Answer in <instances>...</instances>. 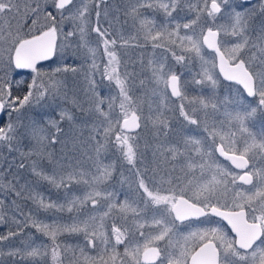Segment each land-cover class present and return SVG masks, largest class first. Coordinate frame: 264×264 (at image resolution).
<instances>
[{"label":"snow or ice","instance_id":"6c2138e0","mask_svg":"<svg viewBox=\"0 0 264 264\" xmlns=\"http://www.w3.org/2000/svg\"><path fill=\"white\" fill-rule=\"evenodd\" d=\"M129 20L135 35L125 33ZM0 45H6L0 47V148L21 160L8 161V169L0 163V196L14 197L0 199V227L7 226L0 233V264H264V160L257 166L252 151L264 157V128L248 127L257 113L264 115V0H125L122 9L110 8L109 0H0ZM147 47V63L143 55L123 62L117 55V49ZM66 53L82 63L43 70L42 61ZM193 58L200 69L182 80L174 65L187 68ZM18 69L29 70L30 79ZM148 72L155 107L145 114L136 93ZM67 73L83 75L84 97L74 93L70 102L94 117L90 127L77 125L56 103L68 102L61 78ZM221 76L236 87L235 97L219 94ZM105 83L115 95L101 94ZM190 85L202 94L189 99ZM245 94L258 103L246 104ZM36 106L51 112L37 119L31 115ZM221 109L224 119L210 123ZM175 119L200 135L176 132ZM149 125L157 142L142 145L140 133ZM225 125L228 132L221 131ZM81 128L89 135L78 139L74 131ZM237 132L251 143L237 147ZM70 136L75 143L67 151ZM24 140L32 145L27 152L20 150ZM55 144L59 157L48 151ZM109 148L129 170L127 177L120 172L119 183L128 185L122 202L110 183L117 163L102 159ZM217 153L234 168L219 164ZM24 159L38 181L63 195L53 200L20 183ZM17 200L32 207L24 210ZM69 237L83 243L65 242Z\"/></svg>","mask_w":264,"mask_h":264},{"label":"rangeland","instance_id":"374dc122","mask_svg":"<svg viewBox=\"0 0 264 264\" xmlns=\"http://www.w3.org/2000/svg\"><path fill=\"white\" fill-rule=\"evenodd\" d=\"M193 2H195V0H193ZM124 3L125 0H110L109 2V7L113 8H123L124 7ZM149 17L151 18V12L148 13ZM181 16H188L190 14L186 13V12H181L180 13ZM5 19H10V17H5ZM155 19L160 22L163 23V17L160 14H156ZM179 19V17H178ZM182 22H187V20H184ZM218 23H223L224 21L222 20H218ZM12 24L15 26L16 21L12 20ZM256 24L259 25V20L256 21ZM31 26V21L28 22V26H25L23 28V32H27L28 27ZM71 27L70 24H66L65 25V30L67 31L69 28ZM23 32L21 34H23ZM125 33H131L133 35H135V29L131 27V20H129V26L125 28ZM26 38V37H25ZM142 42V41H141ZM0 47H6V45H0ZM211 52L209 50H206V56L210 55ZM117 55L121 58V61H137L142 55L144 58L145 63H147V60L152 58V53H151V48L147 47L144 49H140V48H127V49H117ZM65 62L67 64H72L73 66L78 65L80 63H82V61L79 59V56L73 57L70 54L66 53L63 57H59L58 55L55 56L54 62L53 63H49L47 64L46 67H51L52 68H56V67H61L65 64ZM169 62L171 63V59L169 60ZM99 63V61H98ZM175 70L177 71V74H181V79H188L191 80L192 79V75L195 74L197 71H199L200 69V64L199 61L195 58H193L191 64L188 65L187 68L182 67L180 65H174ZM49 69V68H47ZM135 69L137 71L140 70V65L139 63H136L135 65ZM46 71H50V70H46ZM17 72H21L18 71ZM21 76L25 79L28 80L30 79L29 73L28 74H23L20 73ZM150 76V72L146 73L144 76H141V79L145 80V87L143 89H141L139 92L136 93L137 96L142 97L144 103H143V109L145 114H148V108L149 105L151 104L152 107H155V104L153 103L154 101V97H152L151 95V89L154 87V82H149L148 77ZM13 78L14 79H19L21 77H17L15 75V73H13ZM63 80H65L66 83V91H67V96H68V102H65L62 98H57L56 103L61 104L63 107H66L70 110V112L73 114L74 117H76V122L78 124L81 123V121L83 120L82 118L85 117V119H87L88 117L91 118V116L82 111L80 108L75 107L71 104V98L73 96V94H77L81 99H83L84 97V89H86L87 85L84 82V78L83 75H74L72 73H67L65 76L61 77ZM97 78H98V82H99V73H97ZM197 79H199V77H196ZM221 81H222V85L223 87L220 89V95L224 96V95H230L231 97H235L237 95L236 93V87L233 86L231 88H229V84L230 83H225L222 78L220 77ZM183 90V89H182ZM101 94L107 96L110 92L111 94L115 95V89H109L105 84L101 85L100 88ZM209 89H204L203 94L207 95L209 93ZM201 90L196 86V85H190L188 88V96L189 99L199 96L201 95ZM171 101L173 103H178L179 101L177 100V98H171ZM119 101H117V105H118ZM245 103L246 104H252L253 106H255L256 103H258V99L255 97L254 99H251L249 97L246 96L245 94ZM171 106V105H170ZM85 108H87V105L84 106ZM187 107V105H186ZM37 111L41 112H45L46 114L51 112V109H47V108H42L40 106H36L35 107ZM57 111H59V109H57ZM223 109H221V114H217L214 117L210 116L209 117V122L211 123L212 120H216V121H222L224 119L223 115H222ZM119 114L117 112L116 117L114 118H118ZM54 118H58V117H54ZM84 119V120H85ZM170 127H174L176 132H184L188 135H200V130H196V131H189V126L185 125V126H181L179 119H175L174 121H172L170 123ZM248 127L250 128L251 131L259 133V131L264 128V115H261L259 113H257L256 117L253 118L251 121L248 122ZM221 131L223 132H228L229 131V127L227 125H225V127L223 129H221ZM232 132H236V128L232 127L231 128ZM237 134V147H242V142L243 141H248L249 143H251V141L248 139L247 135H241L238 132ZM79 135L81 136L82 134L79 132ZM141 135V144L143 145V142L145 140H147L149 143H156L157 141H155L153 139V135H154V129L152 128L151 125H149V127L147 129H145L143 132L140 133ZM175 133L170 132L169 133V140H173ZM83 136V135H82ZM259 138V137H258ZM80 139V138H79ZM161 140L164 139L163 137L160 138ZM219 141V140H218ZM174 142V140H173ZM57 145H52L48 151L53 152V148H56L58 150H61V147L57 148ZM60 146V145H59ZM2 148H0V155L4 158L3 160H0V163L3 164V169H8V164H6L7 162V157L2 155ZM254 150V149H253ZM252 150V151H253ZM257 150V149H256ZM117 151V150H116ZM239 153V152H237ZM5 155H8V153H5ZM54 155L57 157L59 154L54 153ZM192 155H195V153H193ZM117 156H118V152L116 154H113L112 152L107 151L104 156L102 157L103 161L105 164L107 163H111L113 161H115L117 163V169L115 172H113V177L112 180L110 181L111 185L113 186L111 190L116 191L119 194V199L122 202L123 199L125 198V193L128 191V185L124 184L123 186H121V184L119 183L121 177H120V172L124 173V176L127 177L129 175V170H128V166L126 164H123L122 161L117 160ZM249 156H251V152L249 153ZM59 157V156H58ZM256 157L258 158V161H262L264 160V157H262L259 154V151L257 150V155ZM10 158V157H8ZM13 158H17L16 155H14L12 158H10V160H12ZM148 159H151V154L149 153ZM197 162V161H194ZM87 164V162H86ZM123 164V167H121V165ZM261 164V163H260ZM41 165L44 169H48L49 168V164L47 159H45V161H41ZM260 166V165H259ZM85 170H88L87 168ZM230 170V169H229ZM11 171V169H10ZM30 182L34 185L39 187V189H37L38 191H40L41 193H43L46 196H50L53 200H55L57 197H60L63 195V192H55L52 191L50 188V185L46 184L45 186H42L43 183H39V181L37 179H35L33 176L30 178ZM46 183V182H45ZM134 187V186H133ZM247 187V186H245ZM77 195H79L80 193L77 192ZM14 197H3L0 196V199H5V202L8 203L10 199H13ZM21 202L22 208H24V210H27L28 208H31V202H25L24 200H17V203ZM82 211L87 212L89 210V206H84L82 209ZM106 210V209H103ZM10 215V214H8ZM67 213L64 214L65 219L67 218ZM41 219H44V217L42 216ZM50 222V221H47ZM148 228V225L145 224V229ZM7 231V226H3L0 227V233L6 232ZM33 235H37V233H32ZM41 240H43L45 243H47V239L41 237ZM67 243L70 244H75V243H83L82 238L77 239L75 237H69L66 239ZM120 251H123V248L120 249ZM91 255H95V253H90Z\"/></svg>","mask_w":264,"mask_h":264},{"label":"trees","instance_id":"16d2710c","mask_svg":"<svg viewBox=\"0 0 264 264\" xmlns=\"http://www.w3.org/2000/svg\"><path fill=\"white\" fill-rule=\"evenodd\" d=\"M54 62V60L52 61V62H50V63H53ZM47 64H49V63H46V64H41L42 66H43V70L44 71H46V70H51V69H53L52 68V66L51 67H46L47 66ZM47 68H49V69H47ZM20 73H23V74H28V72H20ZM31 115H33L35 118H37V119H40L42 116H45V115H47L45 112H39V111H37L36 110V108L34 109V111L31 113ZM83 120L81 121V123L80 124H78L77 122H76V124L77 125H81V124H84V123H87L88 125H89V127L91 126V122H92V120L94 119V117H88L87 119H85V117L84 118H82ZM85 119V120H84ZM64 129H65V131L66 132H68L69 131V125L67 124V123H63L62 125H61ZM79 132L83 135H79ZM74 135H75V137H77L78 139L80 138V139H83V138H86L88 135H89V132H88V130H87V128H81L80 130H78V131H74ZM69 148L67 149V151H71L72 150V148H71V145L73 144V143H75V141L72 139V137L70 136L69 138ZM57 146V148H59V147H61V146H59V144H56ZM14 148H15V145L13 146ZM32 147V145L29 143V141H27V140H24V141H22V144H21V147H20V150L21 151H25V152H27V151H29L30 150V148ZM3 150H2V155L3 156H6L7 157V162H6V164H8V161H10V158H12L14 155H16L17 156V158H16V162L17 163H20L21 162V160H20V157H19V155H18V153L17 152H15V151H13V152H9L8 151V149L6 148V147H4V148H2ZM109 152H112L113 154H116L117 153V151H116V149H114V148H109V150H108ZM5 153H8V155H5ZM53 153H57V154H59L58 156H61L62 155V152H61V150H58V149H56V148H53ZM1 156V155H0ZM57 156V157H58ZM8 157H10V158H8ZM36 159V157H35V155H33L32 157H31V160H35ZM42 161H45V159L44 160H42ZM87 161H85V163H86ZM23 163H24V165H25V167L23 168V169H20L19 170V173H18V175H19V178H20V183H25V182H28V183H31L30 182V178L33 176L31 173H30V171H29V168H28V164L30 163V160L29 159H24L23 160ZM4 168V167H3ZM11 172H17V169L15 168V167H13V168H11ZM35 179H37L35 176H33ZM39 183H41L40 181H39ZM43 183V185L42 186H45L47 183H45V182H42ZM37 187V186H36ZM37 189H39V187H37ZM18 204H20L21 205V202H19ZM22 206V205H21ZM30 206H32V205H30ZM8 214H10L11 215V212H9ZM34 233V232H33Z\"/></svg>","mask_w":264,"mask_h":264},{"label":"flooded vegetation","instance_id":"af4514ba","mask_svg":"<svg viewBox=\"0 0 264 264\" xmlns=\"http://www.w3.org/2000/svg\"><path fill=\"white\" fill-rule=\"evenodd\" d=\"M110 1V0H109ZM253 2H255V0H253ZM225 83H231V82H227L225 81L224 79H222ZM255 98V97H254ZM254 98H251V99H254ZM217 143L219 144V141H217ZM253 151H256V149H254ZM193 154V153H192ZM236 155H239L240 153H235ZM217 157H218V160L217 162L221 165H223L224 167H229V169L231 170L232 168H234V165H231V162L228 161L225 157H222V156H219V153H217ZM252 163L251 159H250V164ZM255 163L257 164V166L260 165L261 161H258V158L255 157ZM195 173H196V176H199V172L198 170H193ZM194 177L190 176L189 179H193ZM229 235H231V233H229Z\"/></svg>","mask_w":264,"mask_h":264},{"label":"water","instance_id":"95a60500","mask_svg":"<svg viewBox=\"0 0 264 264\" xmlns=\"http://www.w3.org/2000/svg\"><path fill=\"white\" fill-rule=\"evenodd\" d=\"M28 38V37H27ZM211 51V50H210ZM55 57V55L54 56H52L51 57V59L50 60H52L53 58ZM44 62H48V61H42L41 63H44ZM19 71H24V72H29V70H27V69H18ZM222 77V76H221ZM223 78V77H222ZM226 81V80H225ZM240 87H242V86H240ZM169 92H170V89H169ZM173 98H175V97H173ZM250 98H253V97H250Z\"/></svg>","mask_w":264,"mask_h":264}]
</instances>
